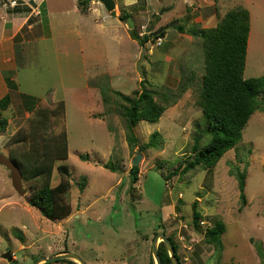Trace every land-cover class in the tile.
I'll list each match as a JSON object with an SVG mask.
<instances>
[{
	"label": "rangeland",
	"instance_id": "374dc122",
	"mask_svg": "<svg viewBox=\"0 0 264 264\" xmlns=\"http://www.w3.org/2000/svg\"><path fill=\"white\" fill-rule=\"evenodd\" d=\"M12 1L0 0V6ZM26 1L17 0L16 10L37 8ZM124 2L117 0L119 5ZM147 3L149 13L141 7ZM46 5L52 12L50 23L44 10L33 16V24H42L29 34L25 27V42L15 46L17 67L4 73L7 85L14 78L16 88L8 85L12 101L2 112L8 127L0 132V154H29L36 142L41 153L45 143L54 152L58 139L66 138L69 157L55 164L52 186L68 185L61 200L71 207V215L64 220L44 217L29 205L34 183L23 179L26 193L19 195L11 172L0 165V264H35L64 253L79 256L85 264H156L153 244L161 234L176 246L180 264H264V111L254 113L242 140L215 168L183 174L194 157L195 134L207 128L197 102L205 72L201 43L179 36L175 25L168 28L160 45L157 39L145 46L142 79L137 65L143 47L131 38L127 23L132 19L140 37L152 25L156 32L173 22L187 29L212 28L228 12L243 7L251 23L244 78L264 77V0H138L126 8L124 28L108 27L110 19H93V12L70 13L73 0H48ZM187 73H195L193 87L158 123L141 121L135 129L137 147L131 149L125 121L113 111L117 98L112 91L134 95L147 88L161 95L176 91ZM102 91L111 105L104 103ZM209 139H203L202 147ZM150 141L151 147L143 151ZM138 154L139 181L133 184L130 171ZM64 163L71 178L57 170ZM109 163L116 172L105 168ZM238 172L245 176V206ZM195 211L201 214L198 228ZM217 222L224 225L221 242L209 245L206 231ZM7 252L12 262L2 257Z\"/></svg>",
	"mask_w": 264,
	"mask_h": 264
},
{
	"label": "trees",
	"instance_id": "16d2710c",
	"mask_svg": "<svg viewBox=\"0 0 264 264\" xmlns=\"http://www.w3.org/2000/svg\"><path fill=\"white\" fill-rule=\"evenodd\" d=\"M78 8L82 14H87L90 9V0H78ZM126 11L127 9L123 8L120 15V20L123 22L129 18L128 13L124 16ZM175 27L178 28L181 34L192 36V38L200 41L205 58V72L201 78L197 102L207 122V128L205 131L203 130L204 132L198 131L195 134V143L192 148L194 157L183 170V174H187L198 171L200 168L206 170L215 168L226 153L236 148L242 140L243 131L250 118L256 111H264V103L260 100L261 89L264 87V77L244 78L251 27L250 13L247 9L239 7L228 12L217 26L212 28L187 29L180 22ZM160 29L156 32H159ZM156 32L152 31L140 37L139 33L133 29L130 31V36L138 41L141 47H145L150 41L160 39L166 35L167 30L155 35ZM195 80V73H187L184 79L180 81L176 91L169 89L161 95H157V93L147 88L135 92L134 95L112 91L117 98L114 101L113 111L125 121L126 136L131 149L137 147L138 144L135 131L137 125L141 121L158 123L166 110L174 106L193 87ZM7 82L11 88H16L14 82L9 80ZM144 82H141L143 86ZM102 95L104 103L111 105L105 91H102ZM11 101L10 94L0 98V132H5L8 127V120L2 118V112L9 109ZM31 103L26 104L28 112H31L29 107ZM42 112L47 111L43 110ZM38 114L42 113L39 111ZM37 123V126L42 125L40 118H38ZM33 134L38 137L37 132H33ZM207 135L210 139L202 147V141ZM36 136L34 137L36 138ZM58 145L60 147H56L53 152L49 151L53 149H50L49 143H45L41 153L39 151L41 146L36 142L34 144L35 148L33 147L34 150L32 149L29 154L27 152L16 153L17 155L9 154L20 167L23 179L34 183L32 185L34 192L29 199V205L50 220H64L71 215V207L69 208L66 200H61L68 185L62 183L58 186H52V174L55 164L67 161L69 157L68 140L66 138L58 139ZM151 145L152 141L147 146H142V150L146 152ZM82 159L87 160L86 157H82ZM105 168L116 172V168L110 163L106 164ZM57 170L66 177L71 178L72 176L69 167L65 163L60 164ZM177 173L178 171H175L174 175ZM130 174L133 178V184L139 181L138 166H133ZM237 179L241 191V200L245 206V176L238 172ZM84 188L85 185L82 184L81 189ZM194 205L196 206V204ZM200 219V212L195 211V228H198ZM223 233L224 225L217 222L206 231V242L209 245L216 244L215 246H218ZM19 238L22 242L24 241L23 236H19ZM166 248L163 242L160 243L158 253L162 264H173L169 254L166 253ZM174 250L177 256L175 245ZM68 261L77 264L72 260ZM151 264H154V261Z\"/></svg>",
	"mask_w": 264,
	"mask_h": 264
},
{
	"label": "crops",
	"instance_id": "0c3cea01",
	"mask_svg": "<svg viewBox=\"0 0 264 264\" xmlns=\"http://www.w3.org/2000/svg\"><path fill=\"white\" fill-rule=\"evenodd\" d=\"M48 0H29V2H25V4H29V6H37V10L34 9L33 11L31 9H28L26 12L17 11L18 8H13L11 5L8 7L5 4H2L0 6V19H3V25L0 26V98H3L4 96L10 94L9 87L6 83V79L4 77L5 72L14 71L16 69V54H15V46L17 43H24L25 36L24 29L27 26L28 31L26 32L29 34L30 32H33V29L35 31L37 30L36 25L42 24L41 21L37 22V24H33L32 18L34 17H40L41 13H43V10L45 11V15L47 18V22L50 23L49 16L52 14V12L46 11V8L48 7L47 4ZM123 5H119L117 3V0H114L116 4V8L118 9V12L122 11L123 8L131 7L138 3V0H124ZM78 0H73V6L71 8L70 13H80V10L78 8ZM90 9L87 14L83 15H90L92 12V16L94 19V15H97L95 19L97 20L99 17L103 20L110 19L107 21L106 25L108 27H114V28H124L123 23L120 20V15H118V12H109L106 7L101 3L99 0H91ZM144 8L146 13H149L150 5L147 3L144 6H141ZM56 9L51 10L55 11ZM50 9V8H49ZM67 9H65L67 13ZM41 11V12H40ZM40 12V13H37ZM51 13V14H50ZM38 14V15H37ZM113 16L116 21H112L111 17ZM109 22V23H108ZM103 25V24H102ZM51 30V29H50ZM186 36V34H181L179 36ZM12 82L16 81L14 78H10ZM167 214V213H166ZM170 215V214H167Z\"/></svg>",
	"mask_w": 264,
	"mask_h": 264
},
{
	"label": "water",
	"instance_id": "95a60500",
	"mask_svg": "<svg viewBox=\"0 0 264 264\" xmlns=\"http://www.w3.org/2000/svg\"><path fill=\"white\" fill-rule=\"evenodd\" d=\"M101 3H103V5L106 7V9L109 12H114L116 10V4L114 2V0H99ZM128 24L130 29H134V22L132 21V19H128ZM179 24L178 22H173L170 25L166 26V27H162L160 29L159 32H156V34H159L165 30H167L168 28ZM154 26H150L149 29L147 30V34L151 33L153 31ZM145 53H146V48L143 47L142 48V55H141V59L138 62V71L142 77V79L145 77L144 73H143V69H142V62L144 60L145 57ZM142 158L141 154H138L136 159L133 161V165L134 166H138L140 159ZM0 165L6 167L10 172H11V180H12V185L14 187V189L16 190V192L19 195H24L26 193V191L23 189V173L20 169V167L9 157L0 154ZM159 239H162L163 243L166 244L169 253H170V257H171V261L173 264H180L179 260L177 258V256L175 255V250H174V245L172 244V242L166 237V235H158L155 238L154 244H153V258L156 260V264H162V260L161 257L158 253V241ZM4 259H7L9 262L13 261V257H12V253L11 252H7L6 254H4L2 256ZM59 260H72L78 264H85L79 256L75 255V254H70V253H64V254H60L51 258H42L40 260H38L35 264H41V262H44V264H48V263H52V262H56Z\"/></svg>",
	"mask_w": 264,
	"mask_h": 264
},
{
	"label": "built area",
	"instance_id": "2783aa9c",
	"mask_svg": "<svg viewBox=\"0 0 264 264\" xmlns=\"http://www.w3.org/2000/svg\"><path fill=\"white\" fill-rule=\"evenodd\" d=\"M11 6L13 7V8H15V7H18L17 6V0H13L12 2H11ZM37 13H39V12H37ZM143 36V35H142ZM158 44L157 45H160L161 44V39H158ZM203 223L204 222H201V225H203ZM205 224V223H204Z\"/></svg>",
	"mask_w": 264,
	"mask_h": 264
}]
</instances>
